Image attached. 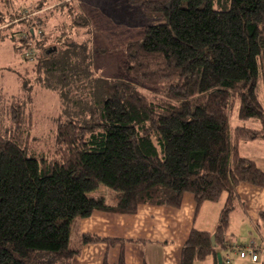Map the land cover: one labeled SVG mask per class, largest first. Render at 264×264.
Returning <instances> with one entry per match:
<instances>
[{"label":"trees","instance_id":"trees-1","mask_svg":"<svg viewBox=\"0 0 264 264\" xmlns=\"http://www.w3.org/2000/svg\"><path fill=\"white\" fill-rule=\"evenodd\" d=\"M134 2L148 22L144 35L127 43L108 79L93 72L90 24L73 0L37 6L30 20H1L0 40L7 36L2 30L24 23L20 36L12 32L16 50L45 76L62 113L53 144L33 154L30 143L42 139L33 135L26 100L16 99L7 119L0 117V264H71L73 220L96 210L178 208L186 193L200 206L227 193L215 230L192 229L180 264L216 258L215 248L228 246L239 184L264 187V170L239 151L243 142L264 140L257 94L264 0ZM235 100L238 118L260 127L231 126ZM101 185L117 193L115 205L89 196ZM260 216L264 227V211ZM82 238L122 243L91 233ZM117 264H127L123 250Z\"/></svg>","mask_w":264,"mask_h":264},{"label":"rangeland","instance_id":"rangeland-1","mask_svg":"<svg viewBox=\"0 0 264 264\" xmlns=\"http://www.w3.org/2000/svg\"><path fill=\"white\" fill-rule=\"evenodd\" d=\"M73 1L75 6L80 7L83 11L90 24L91 48L95 52L92 55L93 72L98 78H111L118 72L119 64L125 57L127 43L141 39L144 35V29L148 22L141 11V5L134 2V0ZM58 2L60 0H0V22L1 20L8 21L15 17H21L22 19L26 17L30 20V17L37 13H30V11L36 9L35 7L42 5L45 6L44 9H47L49 8L48 6H53ZM215 8L219 7L215 5ZM44 13L38 14L41 16ZM4 27L6 25L0 28ZM24 28L23 22H16L8 30H2V33L7 36L0 40V117L7 119L9 108L16 99L22 98L26 100L28 110L33 112V135L40 136L42 139L41 143H30L29 154H33L32 151L34 149L40 151L53 144L51 143L54 140L52 133L56 129L57 120L62 113V109L58 95L44 86L43 80L45 76L37 73L34 68L32 69L33 65L31 62H24L20 53L16 50L15 46L18 41L12 38V32H17L18 37L21 35L19 32H22ZM257 94L264 104V71L257 83ZM238 111L239 101L235 100L230 119L232 127L238 125L260 127L257 120H240ZM71 113L75 114L77 111L73 110ZM251 143L253 142H243L241 144V152L249 157L255 156L259 164H261L260 166L264 168V147H254L251 146ZM44 151L47 152V150ZM100 192L109 193L107 201L110 203L115 202L113 200L117 193L105 185L99 186L89 195L96 197ZM221 199H226V193L221 196ZM212 212L211 208L208 209L206 211L207 216L210 217ZM235 213L231 215L232 218L230 217L228 229L231 245L234 246L232 251L238 250L239 247L247 244L249 245L252 241L258 244L264 240V227L260 214L257 223L262 229L261 233L255 228L252 229V225L249 222L243 221L240 212L237 211ZM198 222L197 228H200V214ZM77 229V225H72V245L76 242ZM249 247L245 249L248 250ZM229 253L231 252L229 251ZM53 264H56V262H53Z\"/></svg>","mask_w":264,"mask_h":264},{"label":"crops","instance_id":"crops-1","mask_svg":"<svg viewBox=\"0 0 264 264\" xmlns=\"http://www.w3.org/2000/svg\"><path fill=\"white\" fill-rule=\"evenodd\" d=\"M259 141L264 142V140L252 141L251 146L264 147V143H255ZM241 144L239 146L241 155L254 160L262 168L255 156L249 157L241 152ZM262 169L264 170V168ZM108 194L100 192L96 197L89 196L103 198L106 204L115 205L118 200L117 195L113 200L115 202L110 203L107 201ZM227 198L226 193L225 200L220 198L214 203L205 201L199 207L194 196L191 193H186L183 196L181 206L178 208L141 204L133 214L96 210L87 217H77L72 223L78 228L76 242L73 245L71 244L72 225L70 230L69 244L71 249L77 251L71 264H117L122 250L127 264H180L181 250L189 233L192 229L212 233L218 224L220 213ZM210 208L213 212L208 217L206 211ZM236 209L240 212L243 221L249 222L252 229L255 228L261 233L262 229L257 223V219L259 214L264 211V187H256L247 183L239 184L235 209L231 215L236 214ZM199 214L202 228H197ZM85 233L96 234L103 238L119 239L122 240V243L95 242L85 244L82 238ZM227 244L226 249L219 248L226 264H264V240L258 244L252 241L249 245L239 247L234 252L232 251L234 246L231 245L227 234ZM248 247H252L258 253L257 262L252 261L250 256L241 258L240 254L238 255V251ZM194 264H217V259L214 256H208Z\"/></svg>","mask_w":264,"mask_h":264},{"label":"built area","instance_id":"built-area-1","mask_svg":"<svg viewBox=\"0 0 264 264\" xmlns=\"http://www.w3.org/2000/svg\"><path fill=\"white\" fill-rule=\"evenodd\" d=\"M241 258L251 257V260L257 262L259 259L258 253L251 247L248 250L243 249L239 252ZM229 262V260H227Z\"/></svg>","mask_w":264,"mask_h":264},{"label":"water","instance_id":"water-1","mask_svg":"<svg viewBox=\"0 0 264 264\" xmlns=\"http://www.w3.org/2000/svg\"><path fill=\"white\" fill-rule=\"evenodd\" d=\"M212 243L213 245L216 247V242H215V239H214V236H212ZM215 254H216V259H217V264H224L225 261H224V256H223V253L222 251L219 249V248H215Z\"/></svg>","mask_w":264,"mask_h":264}]
</instances>
